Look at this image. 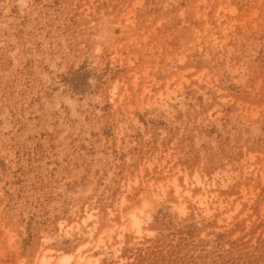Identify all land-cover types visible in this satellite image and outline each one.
<instances>
[{
  "label": "rangeland",
  "instance_id": "rangeland-1",
  "mask_svg": "<svg viewBox=\"0 0 264 264\" xmlns=\"http://www.w3.org/2000/svg\"><path fill=\"white\" fill-rule=\"evenodd\" d=\"M62 255L264 264V0H0V264Z\"/></svg>",
  "mask_w": 264,
  "mask_h": 264
},
{
  "label": "bare ground",
  "instance_id": "bare-ground-1",
  "mask_svg": "<svg viewBox=\"0 0 264 264\" xmlns=\"http://www.w3.org/2000/svg\"><path fill=\"white\" fill-rule=\"evenodd\" d=\"M219 16V15H218ZM225 25V24H224ZM202 34V33H201ZM200 35V34H199ZM130 218H131V227L133 228V229H138L139 228V222H138V220L136 219V217H135V215H133V214H131L130 215ZM138 232V231H137ZM88 235V234H87ZM63 256V257H62ZM61 256V258L58 260V263L57 264H69V262H70V257H68V256H64V255H62ZM80 260H81V258H80ZM49 259H47V258H45V257H42L41 259H40V261L37 263V264H49ZM84 264H97V262H93V263H91V262H86V263H84Z\"/></svg>",
  "mask_w": 264,
  "mask_h": 264
}]
</instances>
